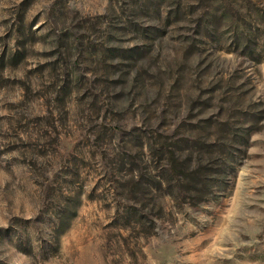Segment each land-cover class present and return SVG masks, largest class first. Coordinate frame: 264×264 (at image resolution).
Listing matches in <instances>:
<instances>
[{"label": "rangeland", "instance_id": "rangeland-1", "mask_svg": "<svg viewBox=\"0 0 264 264\" xmlns=\"http://www.w3.org/2000/svg\"><path fill=\"white\" fill-rule=\"evenodd\" d=\"M0 264H264V0H0Z\"/></svg>", "mask_w": 264, "mask_h": 264}]
</instances>
